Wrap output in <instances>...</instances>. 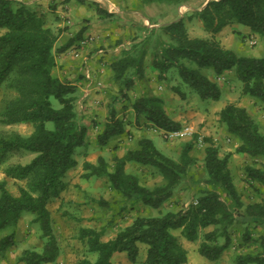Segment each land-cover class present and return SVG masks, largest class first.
Masks as SVG:
<instances>
[{"label":"trees","instance_id":"trees-1","mask_svg":"<svg viewBox=\"0 0 264 264\" xmlns=\"http://www.w3.org/2000/svg\"><path fill=\"white\" fill-rule=\"evenodd\" d=\"M139 1L142 5L181 6L190 0ZM98 11L107 13L101 8ZM195 14L212 35L227 25L240 23L258 37H264V0H208ZM43 15L25 2L0 0V93L4 87L15 91L13 98L0 110V124L31 123L34 127L28 135L14 132L1 136L0 158H6L14 150L35 154L27 164L7 168L8 176L28 183L20 188L18 195L8 189L6 181H0V233L13 228L9 234L0 237V259L6 249L16 245V227L24 212L31 211L34 221L41 226L45 245L42 251L25 249L20 256L24 264L55 263L61 254L49 202L64 188L67 173L78 165L75 153L78 147L86 144L88 132L77 111L78 86L53 74L56 52L66 51L84 35L86 28L66 45L55 49L61 30L47 26ZM162 30L169 38L159 36L152 59V68L159 80H166L168 73L176 69L181 84L204 100L219 101L222 88L210 75L221 76L233 71L242 82V93L264 104V55L239 54L213 37H190L184 19L165 24ZM140 62L141 58L126 56V53L111 62L115 78L123 82V97L128 96L126 90L134 83L128 70L132 68L138 74L140 70H136V66ZM116 101L111 103L108 121L97 136L101 146H108L112 137L123 135L127 130L125 120L118 117L114 108ZM132 108L137 119L144 117L150 127L168 132L182 128L183 124L168 113L161 95H141L133 101ZM219 121L240 139L238 153L264 157V133L245 107L226 104L219 112ZM48 122H53L52 128L47 126ZM204 141L207 142L204 149L205 187L201 188L195 201L180 210L137 216L108 240L102 239L104 230L82 227L80 237L87 239L88 250L97 252L98 257L95 260L83 258L79 264H116L112 260L116 252H125L128 260L136 263L140 244L147 246L143 264H187L188 250L175 230H180L189 241L202 239L199 253L215 261L233 245L230 227L234 223L244 224V239H252L259 247L256 252L240 253L234 264H264V232L258 238H252L249 229L251 224L264 226V200L245 202L229 166L232 153L221 156L211 138ZM193 147L194 140L189 141L177 161L160 151L152 138L145 136L123 156L115 155L113 168L104 156H100L96 164L85 161L81 176L85 179L106 177L109 187L122 197L124 207L142 203L160 209L189 175L194 164L190 155ZM129 163L153 167L154 172L163 176L164 182L155 187L143 184L138 175L127 171ZM246 173L250 181L264 186V166H247ZM210 227L213 229L204 231Z\"/></svg>","mask_w":264,"mask_h":264},{"label":"rangeland","instance_id":"rangeland-1","mask_svg":"<svg viewBox=\"0 0 264 264\" xmlns=\"http://www.w3.org/2000/svg\"><path fill=\"white\" fill-rule=\"evenodd\" d=\"M206 1L190 0L181 6H176L165 3L142 5L139 0H113L111 2H116L118 8L123 10L121 14H118V8L111 7L109 3L105 5L101 1L95 0L90 2L86 9H82L80 15L75 17L77 21L76 23L73 22L72 25L77 24L79 28L75 35L82 28H86L87 32H90L73 44L71 53L75 60L78 58L79 51L74 50L80 48L79 41L92 35L95 36L94 41L100 42L98 36L102 38V35L104 36L109 32L111 37L106 35L105 41L100 42L99 49L103 50L106 56L108 55L109 61H114L125 53L126 56L141 58V62L136 66V70L139 68L140 72L136 74L132 68L128 70V75L132 76L134 83L130 89L126 90L127 97L122 96L123 82L115 78L114 71H111V76L109 75L110 71L104 73L102 71L96 80L89 71L86 72L87 69L86 71L83 70L85 66H88L85 59L84 64L78 68L80 74L77 73L81 77L83 88H80L75 76L71 80L70 78L64 79L70 82L72 80L77 81V111L82 123L88 127V132L86 144L78 147L75 153L78 165L67 173L64 178V188L60 189L59 194L52 196L49 202L54 233L61 247V254L57 262L48 264H79L83 258L95 260L98 257L97 252L91 253L88 250L87 239L80 237L82 227L104 230L102 239L108 240L114 237L119 230L131 224L137 216L159 215L169 210H180L195 201L201 188L205 187L204 149L207 142L204 139L207 137L211 138L214 144L219 147L221 156L232 153L229 166L243 200L247 203L264 200V186L256 181H250L246 173L247 166L263 167L264 157L254 158L248 154L238 153L236 149L241 144L240 139L229 133L225 125L219 121V112L222 107L228 103H234L245 107L264 133V104L259 99L242 93V82L233 71L227 75L212 77L218 80L222 88L221 99L214 101L202 99L191 88L181 84L176 69L168 73L166 80H159L156 71L152 68L153 53L159 36L166 40L169 38L162 30L163 25L184 19L190 37H204L205 35V37L210 38L208 35L211 33L205 30L203 21L195 14L196 10H200ZM99 8L108 14H112V16L105 12H99ZM236 26L242 32H246L249 28L240 23H236ZM59 28L60 30L64 29L63 27ZM1 32L2 30H0ZM113 36L116 38L110 41L109 38L111 39ZM245 37L250 39L248 41L247 39L243 40L246 44L237 47L235 45L236 48L232 46L229 49L244 55L263 56L264 37L259 36V38L255 37L254 39L249 35ZM251 40H255V42L253 43ZM90 54L86 56L88 61L91 57ZM73 58H70L71 61H74ZM56 72L58 73L57 69ZM145 94L161 95L165 99V107L170 116L180 121L183 124L182 127L191 126L192 135H177L150 127L144 117L137 119L132 108L133 101ZM14 95V90L8 87L3 88L0 93V110ZM114 99H117L114 108L118 117L125 120L127 130L123 135L112 137L108 146H101L97 136L108 121L109 107ZM53 103L58 107V102L54 98ZM53 125V122L47 123L49 128H52ZM33 130L34 127L31 123L0 124V137L14 132L28 135ZM196 135L198 136L197 139ZM145 136L152 138L160 151L177 161L181 159L184 146L189 141L194 140V147L190 151L194 164L189 175L160 209L150 208L142 203L129 204L124 207L122 197L109 187L106 177L93 176L85 179L81 176L85 171L83 166L85 161L96 164L100 156H104L113 168L115 155L123 156L127 150L137 145L140 138ZM34 155V153L25 150H14L9 152L6 158H0V181H6L8 189L13 194L18 195L20 188L26 187L28 183L26 180L8 176L7 168L15 164H27ZM126 169L128 172L138 175L141 182L149 187H155L164 182L163 176L154 172L151 166L129 163ZM34 218L35 216L31 211L24 212L16 227L17 243L5 250L0 259V264H24L20 261V256L25 249L38 251L44 249L45 239L42 237V229L40 224L34 221ZM211 229L213 227L204 231ZM249 229L252 232V238H258L264 232V226H255L254 224H251ZM12 230L13 228L3 230L0 237L9 234ZM245 230L246 226L240 223H234L230 227L233 245L242 246L239 248L241 249L240 252H248V250L256 252L259 250L258 244L254 243L252 239H244ZM175 234L188 250L192 264H197L198 260H206L207 263L205 264L232 263L229 259L224 262L220 260L208 261L198 251L202 239L193 243L186 240L181 235L180 230H175ZM140 246L141 251L137 258V264H143L146 258L147 246L146 244H140ZM118 253L125 255H118L114 260L115 263L132 264L125 252ZM234 263L235 259H233Z\"/></svg>","mask_w":264,"mask_h":264},{"label":"crops","instance_id":"crops-1","mask_svg":"<svg viewBox=\"0 0 264 264\" xmlns=\"http://www.w3.org/2000/svg\"><path fill=\"white\" fill-rule=\"evenodd\" d=\"M18 1L25 2V3L29 4L30 6L36 8L38 12L43 13L44 14L43 18L46 21V25L51 27L55 31H60L59 27L64 28L63 30L60 31L59 38L55 44V49H58L64 45H66L69 42V40L75 35V33L78 31L79 28H78L77 24L72 25L73 22L76 23V21H77L75 17L77 15H80V11L82 9H86L88 7V4L90 2L92 3V1H95V0H84V1L83 0H18ZM99 1H101L105 5H108V3H109V4H111V7L118 8V4H116V2H111L113 0H109V1L108 0H99ZM52 5L54 6V8L52 7ZM118 12H119L118 14H121L123 12V10L119 9ZM68 25H72V26H70L69 28H65ZM86 34H90V32H87V30H86L84 35H86ZM106 35L111 37V34L109 32L104 34V36L102 35V38H101V36H98L101 43L103 41H105V39L107 37ZM248 35L253 39L255 37H258V34L253 33L250 28H248V30L246 32H242L240 29L237 28L236 23H235V24L227 25L220 32H218L214 35L210 34L208 36L210 38L213 37V38L217 39L226 48H229L232 46H234V48H236L238 45L240 46V45L246 44L245 42H243V40H246L247 38L245 36H248ZM197 37H200V36H197ZM204 37H205V35H204ZM113 38L115 39L116 37L113 36L111 39L109 38V40L111 41V40H113ZM248 40H250V39H247V41ZM100 42H98V40L93 41V43H90L87 46V48H86V46H83L77 50H74V51H79V54L77 55L78 58H76L77 60H75L72 57L71 50L73 48V45L70 46L66 51H58V53L56 52V63H57V65L53 70V74L55 76L60 77L63 80L65 78H68V79L70 78V80H71V79H73L72 77L75 76L76 79L78 80V82L80 84V88H81L82 87V85H81L82 81L80 79L81 77H79L77 73L80 74L78 68L80 65L82 66L84 64L83 61L85 59L87 61L88 66L87 67L85 66V68L83 70L86 71V69H87L86 72L89 71L95 77L96 80H98L99 76L101 75L100 73L102 71H103V73L110 71L109 75L111 76L112 75L111 71H113L111 68V62L112 61H109L107 59L108 55L106 56L105 52L103 50L99 49L100 48V45H99ZM235 45H236V47H235ZM89 50H90V53L93 52V54H90ZM89 54L91 55V57L89 58V61H88L86 56ZM242 55H244V54H242ZM70 58L71 59L73 58L74 61H71ZM79 63H81V64H79ZM56 69H57L58 73L56 72ZM230 72H232V71H227L223 75H227ZM211 77H218V76H215V74L212 73ZM72 82L77 84V81H75V80H72ZM237 248L238 247L231 245V247H229L226 251H224V253L221 255V257L218 260H220L221 262H224L226 259H229L232 262L231 264H233V259H235L237 254L246 253V252H240L241 249L238 248V250H237ZM121 254L125 255L124 253L116 252L113 255L112 260L114 261L115 258ZM208 261H211V260H208ZM205 263H207L206 260L205 261L198 260L197 264H205ZM116 264H118V263H116ZM132 264H137V263H132ZM187 264H192L190 262V256L189 255H188V263ZM247 264H254V263H247Z\"/></svg>","mask_w":264,"mask_h":264},{"label":"built area","instance_id":"built-area-1","mask_svg":"<svg viewBox=\"0 0 264 264\" xmlns=\"http://www.w3.org/2000/svg\"><path fill=\"white\" fill-rule=\"evenodd\" d=\"M95 40V36L89 35L87 37H85L83 40L79 41V46L83 47V46H88L90 43H92ZM253 43L255 42V40H251ZM171 133H176L177 135H192L193 133V129L191 126H183L179 131L176 132H171Z\"/></svg>","mask_w":264,"mask_h":264}]
</instances>
